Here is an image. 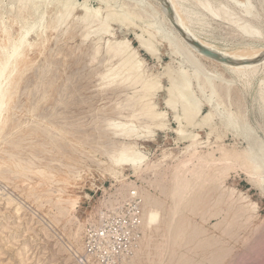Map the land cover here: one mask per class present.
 <instances>
[{
	"label": "rangeland",
	"instance_id": "obj_1",
	"mask_svg": "<svg viewBox=\"0 0 264 264\" xmlns=\"http://www.w3.org/2000/svg\"><path fill=\"white\" fill-rule=\"evenodd\" d=\"M125 1L140 2L119 0ZM194 1L187 0L186 7L203 12V8H199ZM221 1L230 5L237 14L242 13L240 8L243 5L236 4L234 0ZM250 1L259 15L257 25L263 30L260 38H249L231 23L213 16L207 17L211 31L203 37L223 49L243 50L250 45L252 48L264 46V0ZM84 2L94 8L101 5L100 0H77L72 17L60 30L54 32L51 23H46L42 35L38 36L36 31L31 30L24 33L21 41L18 33L25 20L17 22L15 19L20 10L19 3L6 0L3 19L10 25L12 42L18 49L25 50L18 60V72L12 84V91L17 90V95L10 100L0 133V264H264V168H256L264 164V156L253 162L246 157L239 160L237 156H232L227 164L221 160L224 151L232 149L261 153L260 147L264 146V111L258 91L264 71L260 70L246 82L224 71L217 63L199 57L206 70L223 72L225 80L230 81L224 82L221 90L223 100L229 102L207 101L210 92L206 91V96L198 92L201 111L194 119L195 124H187L184 120V137L177 132L179 122L176 113L182 115L181 105H177V111L167 106L170 82L166 76L163 77V72L168 64L179 66V62L190 69V73L195 71V67L185 61L181 52H173L167 41L158 42L159 50L152 55L136 38V33H141L140 25L154 23V16L165 12L166 6L161 0H150L151 6L154 4L151 9L158 11L149 14L154 20L147 17L139 21L136 16L130 27L111 21L110 31L115 35L104 33L98 43L99 35L95 31L100 24L96 22L89 28L83 25ZM32 10L29 5L23 14H31ZM32 19L29 15L26 21L30 23ZM84 29L92 36L85 38L87 33ZM123 38L129 39L138 50L137 59L142 61L145 76L159 81V88L149 98H140L142 91L138 83L132 87L135 85L133 82L120 81L124 87L121 91V83L118 82V86L112 82L109 71L120 59L111 57L105 46L109 39ZM97 47L100 53L96 52ZM9 54L12 57L10 49ZM102 85L104 88H101ZM227 86L230 87L228 93ZM147 99L156 105L159 112L166 114L163 127L137 117L140 105ZM127 102L132 106H128ZM211 108L217 111L212 115V124L209 122L215 128L208 124L200 126L198 123ZM236 111L244 112V122L248 125L238 134L228 126L229 113ZM111 119L113 123H129L128 126L137 128L136 135L130 138L115 136ZM248 127L253 128V132L248 133L250 137L247 136ZM191 135H195L196 139ZM9 137H12L11 140ZM193 141L196 143L191 146ZM131 145L143 151L147 157L145 162L137 172L125 165L116 167L117 174H113L115 166L110 154ZM191 153L196 158L188 162L186 159ZM200 156L205 159H200ZM200 163H203L202 168L198 166ZM200 170L205 172L202 171V178L198 173ZM215 170L217 173H214ZM180 176H188L191 181L190 191H185V194L190 195L196 189L195 195L200 202L197 208H184L175 215L176 220L184 217L186 225L185 236L175 241L165 224L172 215V189ZM219 178L223 181L219 182ZM147 196L150 198L148 204ZM150 208L159 211L158 228L142 225V215ZM91 224L103 228L107 237L95 241L96 246L89 251L85 246ZM217 249H221L220 252Z\"/></svg>",
	"mask_w": 264,
	"mask_h": 264
},
{
	"label": "bare ground",
	"instance_id": "obj_2",
	"mask_svg": "<svg viewBox=\"0 0 264 264\" xmlns=\"http://www.w3.org/2000/svg\"><path fill=\"white\" fill-rule=\"evenodd\" d=\"M10 1L11 2H16L17 1L19 3L20 10L17 13V15H15L16 21L17 22H23V20H25V24H23L21 26V30L18 33V35L20 36V40L22 41L23 37L25 36L24 33L25 32H29L31 30L36 31L38 36L42 35L43 32L45 31V24L46 23H51L50 27L53 29L54 32L60 30L64 24L68 23V20H69L70 16L72 15L73 10L75 9L77 0H10ZM141 1H143V0H140V2H135V1L119 2V0H113L112 2H105V0H100L101 5L99 7H97V8H94V7L90 6L89 3L84 2V4H82V7H83L85 13H84V15L81 16V19H83V21H84L83 25L86 28H89V26L93 25L94 23L96 24V22L100 24L99 27L97 28V30L95 31V34L99 35V37H98V43H99V41L102 39L101 36L104 33L110 32L111 35H115V33L113 31H110V29H111L110 28V22L111 21H114V22H117V23H119L121 25L130 27L132 25V23H133V21H134L136 16H137V19L139 21L140 20H144L147 17L149 18L148 20H150V19L154 20L153 17H151V15H149V14L153 13L156 10L155 8H153V10L151 9L154 4L151 6L150 0L148 2H146L147 1L146 0L145 3H141ZM169 1H170L171 5H172V8L174 9V14H175V17H176L175 19L177 20V22L180 24V26L187 32V34L192 39H196V40L200 41L206 47H208L210 49H213V50L225 55L226 57H230V58H232L234 60V62L218 61V60L213 59V58L205 55L204 53H202L197 46H195L192 43L188 42L180 34L178 29H176V27L172 23V20L169 17V13H168V11L166 9L164 10L165 12H162V13L160 12V14L158 13L157 10L154 12V13H156V12L158 13L157 16H154L155 19H156L155 20L156 23L154 21L155 24L151 23V22H148V23H145V24H143V22L141 23V24H143V25H140L141 33H136V38L138 39L139 43L147 50V52L151 53L152 55H156L158 50H159L158 47H157V43L158 42L162 43L163 41H167L168 42L167 46L173 52H175V51L181 52L182 54H180V55H184V58L186 59L185 61H187V63L189 65H191L192 67H195V71L193 73H190L189 72L190 69H188L187 67L183 66L181 64V62H179L180 63L179 66H172V65L168 64L166 66L165 71L163 72V77L166 76L168 78L169 82H170V86L167 89L168 90V95H169V98L166 101L167 106L170 107L171 109H174L175 111H177V109H178L177 105L178 106H179V104L181 105V108H179V109H182V112H183V113L181 112L182 115L180 113L179 114L176 113V119L179 122V128H178L177 132H178V134L183 135L184 137H186L185 136L186 135L185 126L183 125V123L185 122L184 120L187 121V124L193 123L195 117L197 115H199L198 113H200L199 111H201V109H200L201 108L200 107V104H201L200 99L201 98L199 99L198 94H197L198 92H200L202 95L206 96V91H209L210 94H209V96L207 95V98H206L207 101H211L212 99H215L219 103L226 104V103L229 102V100L227 102V101L223 100V98H222V93H221V90L223 88L222 84L227 81L223 77V72H218V71H216V69L215 70H211V69L206 70L205 64L200 62L199 57H201L203 59H207V60L213 61L214 63H217L218 65H220L223 68L224 71H228V72L231 73V75L233 74V76L235 75L238 78H240V80L242 79V80H245L246 82H248L252 78H254L255 75L257 73H259L260 70L264 71V46H262L260 48H252V46L250 45L249 47H246L243 50H237V49L230 50V49H223V48L213 44L212 42L208 41L207 39H205L203 37L204 34H207V32L211 31L209 29V26H208L210 24H209V22L207 20V17L213 16L215 19L219 18V19L223 20L224 22H226L228 24L231 23L232 26H235L237 28L236 29L237 31H240L241 33H243L245 36H248L249 38L250 37L251 38L259 37V35L263 34V30H262V28L260 26L257 25L258 20H260L259 19V15L254 11L253 6L250 4V2H251L250 0H234L236 2V4L243 5V8L239 7L240 9H242V13L241 12H238V13H241V14H237L236 12H234V10H232V8L229 7L230 5L228 6L227 4H225V2H223L221 0H195L194 2H196V4L199 5V8H203V12L199 11V10H196V9H193V8L186 7V1L187 0H169ZM5 4H6V0H0V32H1V35H2L0 37V133H1L2 127H4V125H3L4 124V114L9 108L10 100L17 93V90L14 91V92L12 91V84H13L14 76L18 72V60L23 55L24 50H25V48L22 49L21 47L18 49V46L16 44H14V42H12L13 40L11 39V34L12 33H11L10 25L7 23V21H5L3 19V17H4L3 15L5 14V10H6V5ZM104 4H105V7H104ZM29 5L32 6L33 10L31 12V14L27 13V15L26 14L24 15L23 14L24 10L26 8H28ZM13 8H14V6H12L11 9H13ZM49 8L51 10L48 12ZM151 10H152V12H151ZM29 15H31L32 18H33L30 23H28V21H26V19H27V17ZM152 15H156V14H152ZM48 16L50 17V21H48ZM74 18H77V17H74ZM76 22H78V20L75 21V23ZM78 24H80V23H78ZM25 27H27V30H25ZM77 27H79V26H77ZM94 29H95V27H94ZM79 30H81V29H79ZM88 30H90V29H88ZM113 30H114V28H113ZM83 31H85V29ZM89 35L90 34L87 33L85 38H88ZM90 36H92V34ZM62 38H64V37H62ZM43 40H44V42H46L45 39H43ZM90 42L92 43V41H90ZM45 44L46 43H44L43 45H45ZM82 44H83V42H82ZM98 47H97L98 50L96 49L97 50L96 52L100 53V50H99ZM105 47H106L105 49H106L107 53L110 54L111 57L120 59V62L117 63L116 65H113L111 71H109V72H111L110 76H112V82L113 83H117L118 84V82H120V81H122V83L130 81L131 84H132V82L134 84L135 83H138V85L140 84L141 85V91H142V96L140 97V95H139L140 98H149V97H151L154 94V92L157 91V89L159 88L158 79L155 78V77L148 78L147 76H145V74L143 72V69H142V61L137 59L138 50L131 45L129 39L123 38V39H118V40L116 39L115 41L109 39L107 41V45ZM42 48H43V46H42ZM9 49L13 53L12 57H10ZM175 53L178 54L177 52H175ZM105 54L106 53H104V55ZM101 57L103 59V55ZM112 61L113 60H111V62ZM46 63H48V62H46ZM110 66H111V64H110ZM95 68H96V66H95ZM213 68H215V67H213ZM26 69H27V67H26ZM122 69L124 71H122ZM45 70L48 71L49 69H45ZM90 70H91V68H90ZM104 70H105V68H104ZM22 71H20V72H22ZM109 72H108V76H109ZM22 75L24 76L23 73H22ZM104 75H105V73H104ZM99 78H101V77H99ZM261 78L262 79L260 80V86H259L260 88H259L258 92H259L260 99L263 101V104L261 105V107H262V109L264 111V75ZM245 81H243V82L245 83ZM18 82H20V81H18ZM227 82H230V81H227ZM110 83H109V86H111ZM122 83H121V86H122ZM248 84L249 83H247V85ZM230 85H231V83H230ZM13 86H15V85H13ZM102 86H101V88H104V86L103 87ZM118 86H120V84H118ZM133 86L135 87L137 85L135 84V85H132V87ZM39 88H41V87H38V89ZM123 88L124 87L122 86L121 91L123 90ZM229 88L230 87L227 86V89H226L227 93L229 92ZM133 89H135V88H133ZM138 90L140 91V89H138ZM38 91H36V92H38ZM19 95L21 96V94H19ZM131 97H134V95L131 96ZM41 98H43V96ZM129 99H130V97H129ZM135 99H136V97H135ZM33 100H34V98H33ZM40 100H42V99H40ZM120 100H122V99H120ZM131 100H129V101H131ZM35 101L36 100H34V103H35ZM107 101H108V99H107ZM136 101L135 102L132 101V102L136 103ZM140 101H142V100H140ZM117 102H119V101H117ZM46 103H45V105H46ZM110 103H112V102H110ZM119 104H121V103H119ZM127 104H128V102H127ZM60 105H61V103H60ZM113 106H115V104ZM128 106H130V105L128 104ZM31 107H32V105H31ZM119 107H121V106H119ZM156 108H157L156 105L153 104L150 100L147 99L144 103H142L140 105V111H139V114H138L137 117L143 119L145 122H148L150 124H154V126L156 125V126H159V127H163L165 125V122L163 121L164 120L163 118L166 117V114L164 112H159ZM38 109H40V108L38 107ZM91 109H92V107H91ZM123 109L126 110L125 108H123ZM129 109H131V108H129ZM29 111H31V110H29ZM215 112H217V111H215V110H213L211 108V110L203 117L201 122H199L198 124L200 126H202V125L205 126V124H208V125H210V127L212 126V128H215L213 125H211L212 123L210 122L211 119H213L212 115L215 114ZM31 113H32V111H31ZM242 113H244V112H242ZM242 113H241V111H236V112H230L229 115H228V126L230 127V130L232 132H234L235 134H238V132L241 129H244L246 126H248L244 122V118L245 117H243L244 114H242ZM118 118H120V117H118ZM135 119L137 121V118H135ZM50 121H51V119H50ZM50 121H48V122H50ZM245 121H246V118H245ZM111 122L113 123V120ZM116 122H118V121H116ZM20 124H21V122H20ZM20 124H18V125H20ZM127 124H129V123H127ZM127 124L122 123V122L113 123L111 128L114 129V131L112 132V130H111L110 132L114 133L115 136L117 134L120 137L124 136V137H129L130 138V137L136 135L137 128H134L132 126H128ZM193 124H195V123H193ZM106 125H107V123H106ZM145 125H147V124H145ZM49 129H50V127H49ZM247 129H248L247 136L250 137V135L248 133L253 132V128L252 127H248ZM3 130H4V128H3ZM66 130H67V128H66ZM18 131H20V130H18ZM50 131H51V129H50ZM103 131H104V129H103ZM110 132H108V133H110ZM49 134H50V132H49ZM2 135H4V134H2ZM58 135H59V133H58ZM140 135H139V137H140ZM191 136L193 138L196 137L195 135H191ZM109 137H111V136H109ZM11 138L9 137L10 140H11ZM57 138H59V137H57ZM13 141H14V139H13ZM35 141H36V138H35ZM16 142H18V141H16ZM28 142H29V140H28ZM51 142H53V141L51 140ZM195 143L196 142L193 141L191 146H193ZM13 144H16V143H13ZM110 144H111V142H110ZM113 144H115V143H113ZM222 145H221V147H222ZM25 150H27V149H25ZM259 151H261V153L260 152L256 153L255 150H250L249 152H246V151H237L235 149H232L231 151H224V155L221 158V160H223L224 163L227 164L232 156H237V158L239 160H242V159H244L246 157V159H248V160L250 158V162H253L256 158H259V156H261V157L264 156V146H261ZM6 154H8V153H6ZM194 155H195L194 153H191L190 157L187 158L186 161L189 162L190 160H192ZM12 156H14V155H12ZM110 156H111V159H112V161L114 163V166H115L113 168V170H114L112 172L113 174H117L116 167H121V166H125V165L130 166L131 168H133L137 172L141 168V166L143 165V163L145 162V160L147 158L146 155L143 153V151H141L138 148H136L135 145L123 146L118 152L112 153V154H110ZM202 156H203V154H202ZM195 158L196 157H194V159ZM197 158L199 159V157H197ZM200 159L204 160L205 158H201V156H200ZM109 161H111L110 158H109ZM199 162H201V161H199ZM208 162H210V161L208 160ZM200 165H201V163L198 166H200ZM202 165H203V163H202ZM202 165H201V168H202ZM4 166H6V165H4ZM256 168L258 170L261 169V168H264V164L262 166H259V167H256ZM205 169H207V167ZM202 171L204 172V170H202ZM202 171L200 170V172H198L200 176L202 174ZM262 171H264V170H262ZM181 172H182V168H181ZM195 172H196V170H195ZM214 173H217V171L214 172ZM219 173L221 174V172H219ZM178 175H181V174L178 173ZM191 175H193V173ZM181 176H180V178H181ZM215 176H216V174H215ZM187 177L179 179L178 182L175 183L174 187L172 186L173 187L172 194H173V197H174V205L171 206L172 215L169 218V221H166L167 224H165V225H167V229L171 233V237L175 238V241H177L180 238L185 236V226H186L185 225V221H184V217L177 218L178 220H176L175 219L176 218L175 215L177 213H179L184 208H192V209L193 208H197V203L200 202V200L198 199L199 197L195 195V192L197 191L196 189H194V192L192 191L193 193L191 192L190 195L189 194H185V191H190V187H191V184H190L191 181H189V179H187ZM198 178H199V176H198ZM201 178H202V176H201ZM190 179H192V178H190ZM221 179L222 178H219V182H220ZM198 180L195 181V183H197ZM221 181H223V180H221ZM222 184H223V182H222ZM170 185H172V184H170ZM215 185H217V184L215 183ZM219 185H220V183H219ZM188 188H189V190H185V189H188ZM196 188H198L197 185H196ZM203 188H204V186H203ZM199 189H200V187H199ZM204 190H205V188H204ZM170 191H171V189H170ZM148 195H150V194H148ZM200 195H201V193H200ZM202 195H204V191H203ZM148 199H150V198L147 196L146 197V204H148L147 203ZM253 205H251V208H252ZM253 209L255 210V207ZM253 209H251V210H253ZM254 210H253V212H254ZM190 212L191 211H189V213ZM168 215H170V214H168ZM158 216H159L158 209H156V208L151 209L150 208L149 210H146L144 212V214L142 215V225H145L146 227H149L151 229L158 228V225H159L158 224L159 221H157V217ZM154 232H156V231H154ZM161 233H163V231ZM166 233H167V231H166ZM193 234H195V233H193ZM168 237H169V235H168ZM141 241H139V242H141ZM145 243H146V241H145ZM150 244H152V243H150ZM156 244H157V242H156ZM166 247H167V245H166ZM168 248H169V246H168ZM143 250L145 251V249H143ZM220 250H218V251L220 252ZM222 252H224V251L222 250Z\"/></svg>",
	"mask_w": 264,
	"mask_h": 264
},
{
	"label": "water",
	"instance_id": "obj_3",
	"mask_svg": "<svg viewBox=\"0 0 264 264\" xmlns=\"http://www.w3.org/2000/svg\"><path fill=\"white\" fill-rule=\"evenodd\" d=\"M162 3L166 6L168 13H169V17L172 20V23L174 24V26L176 27V29H178V31L180 32V34L190 43H192L193 45L197 46L199 48V50L204 53L205 55L216 59L218 61H223V62H234V60L230 57H226L225 55L210 49L208 47H206L205 45H203L200 41L196 40V39H192L187 32L180 26V24L177 22V20L175 19V14H174V9L172 8V5L170 3L169 0H161Z\"/></svg>",
	"mask_w": 264,
	"mask_h": 264
},
{
	"label": "built area",
	"instance_id": "obj_4",
	"mask_svg": "<svg viewBox=\"0 0 264 264\" xmlns=\"http://www.w3.org/2000/svg\"><path fill=\"white\" fill-rule=\"evenodd\" d=\"M87 237H88V241L85 247L87 248V250L92 251L93 248L96 246L95 241H98L100 239H105L107 237V234L105 233L103 228L91 224L89 225V228L87 230Z\"/></svg>",
	"mask_w": 264,
	"mask_h": 264
}]
</instances>
